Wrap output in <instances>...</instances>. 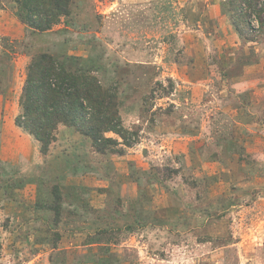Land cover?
Masks as SVG:
<instances>
[{"label": "rangeland", "instance_id": "374dc122", "mask_svg": "<svg viewBox=\"0 0 264 264\" xmlns=\"http://www.w3.org/2000/svg\"><path fill=\"white\" fill-rule=\"evenodd\" d=\"M26 1L0 0V264H264V35L225 0H71L42 32ZM44 53L114 95L129 146L15 125Z\"/></svg>", "mask_w": 264, "mask_h": 264}, {"label": "trees", "instance_id": "16d2710c", "mask_svg": "<svg viewBox=\"0 0 264 264\" xmlns=\"http://www.w3.org/2000/svg\"><path fill=\"white\" fill-rule=\"evenodd\" d=\"M69 4L71 0H27L22 6L29 14L21 19L33 30H50L60 16L68 15ZM224 6L242 39L264 35V0H225ZM109 93L94 76L71 72L55 56L40 54L27 67L14 122L40 144L42 153L55 140L58 125L88 137L97 152L113 144L106 133L118 135L129 146L130 133L122 127L115 97Z\"/></svg>", "mask_w": 264, "mask_h": 264}]
</instances>
